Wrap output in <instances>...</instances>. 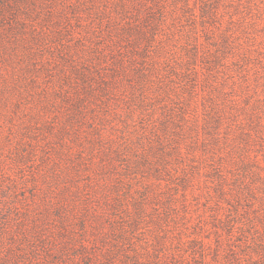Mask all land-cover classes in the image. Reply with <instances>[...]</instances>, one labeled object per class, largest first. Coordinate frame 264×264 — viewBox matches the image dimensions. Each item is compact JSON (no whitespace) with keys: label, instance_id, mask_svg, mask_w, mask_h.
<instances>
[{"label":"rangeland","instance_id":"374dc122","mask_svg":"<svg viewBox=\"0 0 264 264\" xmlns=\"http://www.w3.org/2000/svg\"><path fill=\"white\" fill-rule=\"evenodd\" d=\"M162 1L26 0L19 2V11L13 7L12 14L9 10L0 19V264H70L59 247L54 248V239L62 242L64 238L53 208L57 201L72 203L74 194L70 192L86 182L84 177L69 182L68 165L76 162L80 148L96 134L88 131L84 135L62 111L50 109L48 100L56 97L61 103L60 94L53 96V90L58 89L57 78L61 69L68 68L70 55L78 58V64L92 67L94 58H100L98 51L108 58L109 51L116 50L127 60L133 58L131 67H144L139 49L145 42H140L138 28L156 32L159 41L150 44L151 54L155 59L169 58L177 71L182 68L179 61L187 56V42H202L212 48L206 34L219 44L226 42L221 80L236 81L237 109H227L225 125L229 129L222 127L220 131L232 137L237 147H242L239 131L248 132L252 142L246 150L251 159L246 169L250 171L239 172L254 192L248 197L251 207L240 201L241 208L231 198L227 202L224 198L215 200L195 188L193 197L178 199L179 205L175 203L177 208L169 218L157 215L165 209V201L153 202L141 232L149 237L152 231H159L158 219L165 229L167 247L180 250L183 264H198L200 257L195 254L202 251L210 264H221L213 258L217 250L220 255L227 252L229 239L221 221L229 215L234 217L236 228L242 226L241 221L253 218L252 228L243 224L242 237L264 239L260 223L264 218V0H242L243 4L221 0L214 9L215 18L206 22L199 17L206 0H164L165 17L158 20L155 5ZM147 6L152 16L144 24L136 14L144 13ZM129 23L138 28L129 29ZM128 30L135 31L136 42L119 47L118 40ZM162 72L169 78L171 70L163 68ZM197 106L201 119V106ZM153 115L157 118V113L137 110L135 129L143 132ZM119 126L117 120L103 122L99 130L107 137L111 132L116 134ZM64 127L69 134L62 132ZM92 187L96 205L101 194ZM235 238L232 241L236 242Z\"/></svg>","mask_w":264,"mask_h":264},{"label":"trees","instance_id":"16d2710c","mask_svg":"<svg viewBox=\"0 0 264 264\" xmlns=\"http://www.w3.org/2000/svg\"><path fill=\"white\" fill-rule=\"evenodd\" d=\"M20 1L26 0H0V19L9 10L12 14L13 7L19 11ZM219 1H203L201 22L215 18L213 12ZM239 2L243 4L242 0ZM164 5V0L155 5L158 20L165 17ZM147 7L144 13L136 14L144 24L152 16L148 12L150 6ZM137 28L129 23V29ZM145 31L137 29L140 42H145L139 49L144 67H131L133 58L127 60L126 55L116 50H110L108 58L98 51L100 58H94L92 67L78 64V58L70 55L68 68L61 69L63 72L57 78L58 89L53 90V96L60 94L62 104L56 97L48 100L50 109L62 111L67 121L84 135L96 134L94 140L80 148L76 162L68 165L69 182L82 177L86 182L70 192L74 194L72 203L57 201L53 208L60 225L59 234L64 238L62 242L54 239V248L59 247L58 251L70 264H183L180 250L167 247L165 229L158 219L159 231H152L149 237L141 232L149 205L164 200L166 207L157 215L169 218L170 212L177 208L175 203L179 205L178 199L193 197L195 188L215 200L224 198L227 202L231 198L237 206L244 201L249 208L253 204L248 199L254 193L253 188L240 174L250 171L246 169L251 160L246 150L252 140L248 132L240 130L242 147H237L232 137L220 131L228 127L227 109H237L236 81L221 80L223 59L228 51L226 42L219 44L207 34L205 40L210 41L212 48L202 42H187L184 48L187 56L179 58L182 68L177 71L169 58L153 57L149 46L157 40L156 32ZM134 32L128 30L118 40V46L134 45ZM133 52L137 54L136 48ZM163 68L171 70L169 78H164ZM140 109L157 113V118L153 115L139 133L135 129V113ZM115 120L120 123L116 134L111 132L104 137L100 125ZM62 132L69 134L66 127ZM92 186L101 194L96 205L90 192ZM232 218L229 215L221 221L229 239L226 255L217 250L213 260L218 259L221 264H264V239L242 237L243 224L252 228L253 218L241 221L238 228L232 224ZM260 223L264 228V218ZM234 235L236 242L232 241ZM195 255L200 257L198 264H210L204 251Z\"/></svg>","mask_w":264,"mask_h":264}]
</instances>
